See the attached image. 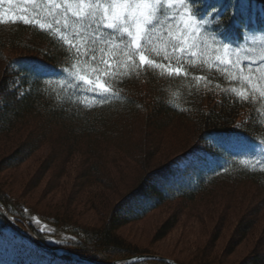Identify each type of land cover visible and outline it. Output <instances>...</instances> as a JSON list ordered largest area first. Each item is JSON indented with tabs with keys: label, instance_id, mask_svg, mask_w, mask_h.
<instances>
[{
	"label": "trees",
	"instance_id": "16d2710c",
	"mask_svg": "<svg viewBox=\"0 0 264 264\" xmlns=\"http://www.w3.org/2000/svg\"><path fill=\"white\" fill-rule=\"evenodd\" d=\"M200 3H206L201 14L214 4L210 0H200ZM220 6L217 8L220 11L217 20L221 24L218 32L211 26L214 32H228L233 38L240 39L243 31L264 30V0H222ZM227 16L231 17L225 23ZM7 52L13 56L7 57ZM79 61L72 49L59 41L56 35L36 26L17 25L3 35L0 33V153L6 154L0 158L1 168L22 165L47 141L52 148L43 162L41 175L57 161L67 163L74 152L85 155L86 160L76 176L80 183L75 186V194L90 188L85 205L92 201L96 205L103 199L102 191L93 190L91 186L97 184L110 191V178L100 163L102 155L114 151V163L122 174L127 164V159L122 156L130 154L128 142L133 130L139 128L148 136V132L174 129L182 135L183 148L165 163L144 173L134 186L123 193L106 212L98 230H88L76 220H71L70 201L66 205L63 203L65 216H40L32 214L27 206L15 205L8 194L0 192V203L8 213L44 245L63 247L70 253L101 263L147 255L118 237L117 230L170 202L180 200L183 204L197 202V205L215 202L212 198L220 192L231 196L238 181L255 183L264 189V169L251 168L226 156V145L238 135L254 143L264 141V102L258 96L247 95L249 99L245 101L232 91L233 88L238 90L237 86L223 73L184 64L187 75L181 77L175 74L170 77L162 69L152 68L142 75L140 71L123 72L112 82L118 99L85 107L62 87L44 79L45 75L61 73L63 68L78 65ZM195 76L207 79L196 81ZM9 85L16 87L11 89ZM208 95L217 96L211 101ZM142 143L137 144L135 153L140 162L149 158L146 148H141ZM200 150L216 153L212 154L215 162L210 169L176 165L179 160H190ZM217 154L226 161L225 165ZM222 181L229 182L222 185ZM227 190L229 192H225ZM245 211L237 217L235 233L239 238L247 237L254 226V219L250 217L255 214ZM174 222L166 221L157 240L173 228ZM5 231L19 236L0 217V238ZM6 249L0 250V264H33L31 249L21 254L13 246ZM33 250L42 253L36 246ZM196 253L199 256L196 264H208L202 263L203 260L208 261V255L201 249ZM2 256L9 258L3 261ZM49 258L83 264L69 258ZM212 260L217 262V258ZM136 264L164 263L142 261ZM242 264H264V251H254Z\"/></svg>",
	"mask_w": 264,
	"mask_h": 264
},
{
	"label": "rangeland",
	"instance_id": "374dc122",
	"mask_svg": "<svg viewBox=\"0 0 264 264\" xmlns=\"http://www.w3.org/2000/svg\"><path fill=\"white\" fill-rule=\"evenodd\" d=\"M220 1L222 2V0H219V2L210 0L217 8L221 7ZM24 7V0H13L12 3H8L6 0L4 4H0V14L6 20V23L0 25L1 35L17 25H26L19 19H16L14 24L8 20L10 16L18 17L21 15V10ZM167 14L172 15V11L168 10ZM230 17H225V23L230 20ZM186 19L187 15L177 16L173 21H169L166 16L161 17L160 24L157 25L154 34L156 37L154 40L155 45L161 50L167 47V50L171 52V43L178 42L182 36L187 41L183 45L185 48L192 43H198L199 47L191 49V52H195L196 55L185 54L183 57L184 64L192 65V67H201L206 69V71L216 68L237 86V92L244 90L245 95H256L264 102V98H261L259 92L254 90L258 87H264V80H261L259 84L257 83V79L264 73V69H261L260 72L256 71L260 58L264 56V32L249 34L243 42L237 46H231L228 58L229 63L221 64L216 57H222L224 50H217L216 45L212 43L207 34L184 33L183 21ZM35 25L40 28L39 24ZM43 30L47 31V29ZM52 32L55 33L54 30ZM209 33L220 37L210 29ZM87 35H91V29H89ZM218 37L217 39L220 40ZM76 42L80 44L81 49L84 48L83 41L78 38ZM96 47V61L98 64L101 59L100 48L105 49L103 58L115 64L112 60L111 45L106 46L101 43L97 44ZM151 55L155 56V53ZM6 56L11 57L13 54L7 52ZM120 59L127 63L123 56ZM251 60H255L257 63H251ZM167 63L166 61L165 64ZM78 65L79 67L74 69V72L77 73L76 81H79L81 69H83L82 74L86 78L97 79L96 65L92 63L91 59L87 62L81 59ZM105 67L106 65L99 64L100 76L98 78L101 82L108 78V74L103 71ZM241 67H243V76L251 75L250 81L240 79ZM136 68V71H140L142 75L144 69L139 68L138 57L136 59ZM119 71H127V69L122 66ZM233 76H236L237 80H233ZM48 79L57 83L75 100L77 99L79 104L80 102L83 105L96 104L90 98L91 93L87 92L86 87L82 84L79 89L68 87L67 75L56 74ZM76 81H73V83L75 84ZM249 84L251 85L250 87L248 86ZM9 86L11 89L16 87L15 85ZM97 91L99 90L97 89ZM215 96L217 95H208L207 97L209 98L208 100L212 101L213 99L215 100ZM152 133L155 134L153 137ZM140 137L141 141L137 142ZM142 137L145 140H142ZM182 139V135L174 131V129L167 132L166 130L148 132V136L145 133L142 134L139 128L133 130L132 137L128 142V152L130 154L122 156V158L127 159L124 174H119V171H117L116 163H114L116 161V153L114 151L109 152L107 155H102L100 163L103 164V167L105 166L110 178L108 181L110 191L102 189L97 184L91 186L93 190L101 189L102 191L103 199L96 205L93 204V201L85 205V202H87L86 194L90 188L85 189L81 194H75V186L80 183L79 178H76V176L81 171L80 168L83 166L84 160H86L85 155L74 152L67 163L61 164L62 161H57L49 171L41 175L40 170L43 167V162L49 156L52 148L49 141L44 142L22 165L10 169L0 167V192L8 194L11 202L15 205L27 206L33 211L32 214L37 213L43 216L50 214L61 215L60 217L65 216L66 212L64 208L62 209L63 203L66 205L70 201L71 209L69 212L72 214L71 220H76L88 230H98L102 227L106 212L112 208L123 193L127 192L141 179L144 173L153 170L182 151ZM142 141L141 148H146L149 158L140 162L139 156L135 155V153H137V144ZM226 151L241 160L243 159L244 162L252 166L264 168V164H256L259 151L253 150L243 140H234L227 144ZM212 154L216 155L214 151L210 150L196 151L190 160H179L176 165L180 168L185 165L195 169L205 167L208 170L214 162ZM2 155L6 154L0 153V158ZM217 155L221 162L225 161L222 160L223 157L221 158L220 154ZM226 156L228 155L226 154ZM226 182L223 183L222 181L221 184H226ZM238 182L231 196L228 193L220 192L212 198L215 202H200L197 205V202L189 205L183 204L179 202L180 200L167 203L146 215L143 219L121 227L117 230V235L142 253L173 260L177 264L179 262L196 264L199 257H197L198 254L196 253L198 249H201L210 258H208V261L203 260L202 263L242 264L254 251H264V189L255 183ZM225 192H229V190ZM246 209L247 212L249 211L248 213L255 214L250 217L254 219V226L247 237L239 238L235 233L237 217L244 214ZM167 220L175 221V224L173 228L168 230L167 234L157 240V237L161 235L162 226ZM44 226L47 225L44 224ZM9 246H13L20 254L21 252L26 253L28 249H31L33 252V264H72L51 260L49 256L42 254L40 251H34L27 241L21 240L11 232L5 231L0 238V250H7L6 248ZM1 258L5 261L7 260L5 258L9 257L2 256ZM212 258H217V262H214Z\"/></svg>",
	"mask_w": 264,
	"mask_h": 264
},
{
	"label": "snow or ice",
	"instance_id": "6c2138e0",
	"mask_svg": "<svg viewBox=\"0 0 264 264\" xmlns=\"http://www.w3.org/2000/svg\"><path fill=\"white\" fill-rule=\"evenodd\" d=\"M5 2L6 0H0V4ZM7 2L12 3L13 0H7ZM24 4L25 7L21 10L22 14L18 17L10 16L8 20L14 24L16 19H19L26 25L39 24L41 29L54 30L57 39L74 51L77 60L83 59L87 62L91 59L92 63L96 65L97 79L95 80L91 77L86 78L82 74L83 69H81L79 81H76L77 73L74 72V69L79 65L65 67L61 73L67 75L68 87L79 89L82 84L86 87L87 92L91 93L90 98L97 104H106L112 99H118L113 90L112 82L117 75L124 74L119 71L122 66L127 69L128 73L136 71L137 57L139 68L144 69V71L152 68L162 69L170 77L173 74L176 77L187 75L183 57L185 54L195 56L196 53L191 52V49L200 45L192 43L185 48L183 45L187 41L182 36L178 42L171 43V52L167 50V47L163 50L157 47L154 43L156 39L154 34L163 16H166L169 21H173L177 16L187 15V19L183 21V32L207 34L212 43L216 45L217 50H224L222 57H216L217 61L221 64L229 63L231 45L225 42L228 38L226 33H219L225 37V40H218L215 34L209 33V25L218 32L221 24V21L217 20L220 11L215 4H212L209 11L203 14L200 13V7L204 5L200 3V0H24ZM195 5H199V7H194ZM168 10L172 11V15L167 14ZM4 23L6 20L0 14V25ZM89 29H91L90 36L87 35ZM78 38L84 43L83 49L76 42ZM101 43L106 46L111 45L112 60L115 62L113 64L104 59L105 49H99L101 53L99 64L106 65L103 71L108 74V78L104 79L103 82L98 78L100 69L96 61V45ZM152 53H155L156 58H153ZM121 56L125 58L127 63L120 59ZM161 61L168 63L165 64ZM250 62L257 63L255 60ZM261 69H264V56L260 58L256 71L260 72ZM194 79L200 81L207 78L195 76ZM232 79L237 80V77L233 76ZM240 79L251 80V75L243 76V67H241ZM261 80H264V73L258 77L257 83L259 84ZM73 81L76 83L74 84ZM216 87H219V84ZM254 90L259 92L261 98H264V87H258ZM232 91L245 101L249 99L244 90L237 92L236 88H233ZM261 145L256 164H264V141H261Z\"/></svg>",
	"mask_w": 264,
	"mask_h": 264
},
{
	"label": "water",
	"instance_id": "95a60500",
	"mask_svg": "<svg viewBox=\"0 0 264 264\" xmlns=\"http://www.w3.org/2000/svg\"><path fill=\"white\" fill-rule=\"evenodd\" d=\"M0 216H2L4 219H6L9 222V224L12 227H14L19 233H21L23 236H25L27 239H29L34 244L41 247L46 252H60L62 255H65V256H71V257L79 258L76 255L70 253L69 251L61 249V248L49 249V248L44 247L30 232L24 230L18 224L14 223L13 220L10 218V215L6 212L5 208L1 204H0ZM141 260H156V261H161L165 264H177L173 260H169V259H165V258L162 259V258H159L156 256H151V255H138L135 257L128 258L124 261H121V263L122 264H130V263L141 261ZM92 263H94V262H92ZM111 264H117V262H114Z\"/></svg>",
	"mask_w": 264,
	"mask_h": 264
}]
</instances>
